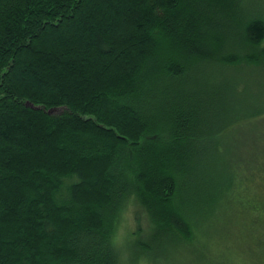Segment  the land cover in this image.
<instances>
[{"label": "trees", "instance_id": "trees-1", "mask_svg": "<svg viewBox=\"0 0 264 264\" xmlns=\"http://www.w3.org/2000/svg\"><path fill=\"white\" fill-rule=\"evenodd\" d=\"M263 2L0 0V264H264V154L217 143Z\"/></svg>", "mask_w": 264, "mask_h": 264}, {"label": "rangeland", "instance_id": "rangeland-1", "mask_svg": "<svg viewBox=\"0 0 264 264\" xmlns=\"http://www.w3.org/2000/svg\"><path fill=\"white\" fill-rule=\"evenodd\" d=\"M263 46L264 41L261 44V47ZM220 75L219 82L222 81L232 86L230 98L232 99L231 105L234 106V112L249 113L255 109L264 108V65L250 67L243 63L240 66L226 70L225 73ZM61 110V108H53L52 113ZM223 133L217 141V143L219 142V151L223 155L222 160L227 161L234 158V150H237L242 157H256L264 154V114L237 126L229 127ZM151 228L153 226L150 225L143 208L139 204L133 203L124 213L118 233L119 239L128 238L136 233L142 237ZM191 257L194 256L191 255ZM168 264H193V259L179 260L176 257L171 259Z\"/></svg>", "mask_w": 264, "mask_h": 264}, {"label": "water", "instance_id": "water-1", "mask_svg": "<svg viewBox=\"0 0 264 264\" xmlns=\"http://www.w3.org/2000/svg\"><path fill=\"white\" fill-rule=\"evenodd\" d=\"M29 104V103H28ZM32 105V104H31ZM53 109H50L49 112H52Z\"/></svg>", "mask_w": 264, "mask_h": 264}]
</instances>
